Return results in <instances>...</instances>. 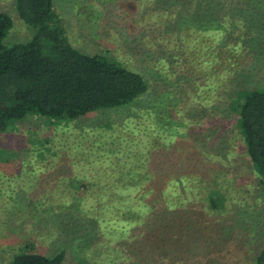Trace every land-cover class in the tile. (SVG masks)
Wrapping results in <instances>:
<instances>
[{"label":"rangeland","instance_id":"374dc122","mask_svg":"<svg viewBox=\"0 0 264 264\" xmlns=\"http://www.w3.org/2000/svg\"><path fill=\"white\" fill-rule=\"evenodd\" d=\"M151 1L56 0L77 48L115 58L149 87L127 106L75 120L29 114L0 131V190L12 195L0 198V263L32 245L66 250L69 264H130L128 239L163 201L182 217L196 206L209 246L227 233L226 259L253 264L264 188L230 105L241 89H264V0H201L203 11H220L209 25L224 31L180 25L182 15L171 22L161 14L176 7L153 14ZM2 11L14 20L5 42L27 40L15 0H0Z\"/></svg>","mask_w":264,"mask_h":264},{"label":"trees","instance_id":"16d2710c","mask_svg":"<svg viewBox=\"0 0 264 264\" xmlns=\"http://www.w3.org/2000/svg\"><path fill=\"white\" fill-rule=\"evenodd\" d=\"M187 1L190 4L187 10L179 5L186 2L184 0H152L145 9L153 13L158 8L168 11L176 7L175 15L169 16L166 12L161 15L171 22L182 15L180 25L186 21L197 24L194 26L198 28L224 31L221 25L216 28L209 25L213 17H219L220 11L214 15L210 8L205 11L200 8L204 1ZM206 3L210 6L209 1ZM15 6L19 17L27 24L30 36L25 41L8 45L5 39L14 20L8 12H0V131H7L29 114L75 120L100 109L127 106L147 92L148 81L142 73L105 54L84 52L71 42L56 0H15ZM164 32L172 34L174 31L166 27ZM241 44L235 43L232 48L237 50ZM226 46L230 48V43H224L217 49ZM166 52L162 61L167 63V58H171L174 52ZM173 61L175 59L171 63ZM230 107L231 112L237 115V128L243 136L253 167L262 176L264 188V89L239 90ZM3 192L0 190V198L4 199L1 201L12 197ZM19 195L22 193L16 196ZM27 196L31 195L25 192ZM76 200L89 201L87 194H80ZM195 207H189L184 211L186 216L182 217L177 209L175 215L173 209L168 211L165 203L158 201L152 213L128 239L127 244L132 247L126 251L129 250L136 258L130 264H140L137 260L142 264H237L226 259L230 255L226 252L227 233L216 237L214 242L217 243L213 248L209 246L211 242L206 240L202 219L195 216L198 212ZM93 225L87 226L91 237L97 232V224ZM142 250L146 252L141 256ZM253 261V264H264V243ZM0 264L69 263L66 250L46 255L29 245Z\"/></svg>","mask_w":264,"mask_h":264}]
</instances>
